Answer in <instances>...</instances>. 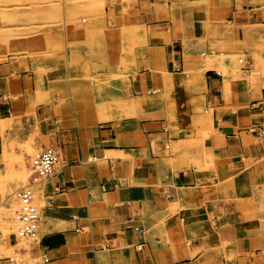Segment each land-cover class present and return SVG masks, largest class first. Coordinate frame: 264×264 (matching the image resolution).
<instances>
[{
  "label": "crops",
  "instance_id": "0c3cea01",
  "mask_svg": "<svg viewBox=\"0 0 264 264\" xmlns=\"http://www.w3.org/2000/svg\"><path fill=\"white\" fill-rule=\"evenodd\" d=\"M219 1L140 0L79 27L76 83L0 64V203L33 157L60 156L32 183L39 238L7 218L0 264H264V57L248 40L236 71L245 22L219 23Z\"/></svg>",
  "mask_w": 264,
  "mask_h": 264
},
{
  "label": "rangeland",
  "instance_id": "374dc122",
  "mask_svg": "<svg viewBox=\"0 0 264 264\" xmlns=\"http://www.w3.org/2000/svg\"><path fill=\"white\" fill-rule=\"evenodd\" d=\"M139 1L0 0V64L11 59L33 63L35 71L41 74L40 77L53 85H65L84 80L87 76H78L76 71L79 68L88 67L87 54L80 53L84 51L83 48L87 51V46L76 44V40L75 45H72L71 39L74 33L76 39L77 29L81 26L90 25L91 21L117 19L116 10L120 13L119 8L123 6L128 8L130 5L138 4ZM219 2L220 7L212 6L210 10V13H213V18H215L217 11L223 12V17L219 23L231 25V22L236 18L238 21L245 22L242 23L244 25H240L239 33L234 32L240 48L239 53L235 56V69L240 75L245 74L247 71L245 62L248 40L254 43L253 47H256V53L262 54L261 56L264 57V0H220ZM248 9L251 10L249 23L246 19L249 14ZM248 25L251 28L249 30L247 29ZM98 30L100 32L97 33L98 36L102 37L104 29L99 27ZM230 32L226 35L229 42L231 40ZM109 39L114 41L106 33L107 44ZM93 43L94 41L90 45L93 46ZM203 52L206 53L204 50ZM217 52L211 51L213 54ZM242 58L244 59L243 62L240 60ZM91 61L89 68H92L95 62L94 59ZM262 63L260 70L264 72V60L261 61ZM72 67L75 68V74L71 71ZM93 78L97 77L94 76ZM127 78L129 79V76ZM27 176H29L28 169ZM15 192L13 191L8 198L4 199V202L0 203V224H5L9 217L15 219V211L17 210ZM15 222L13 220L14 231L17 230ZM2 239L3 236H0V245H4ZM21 239L23 243L28 240Z\"/></svg>",
  "mask_w": 264,
  "mask_h": 264
},
{
  "label": "built area",
  "instance_id": "2783aa9c",
  "mask_svg": "<svg viewBox=\"0 0 264 264\" xmlns=\"http://www.w3.org/2000/svg\"><path fill=\"white\" fill-rule=\"evenodd\" d=\"M255 105V104H254ZM264 111V102L256 104ZM60 163V156L54 147H49L32 158L29 165L30 182L15 192L17 210L15 211L16 236L28 240L39 238L41 212L35 202L32 183L52 176Z\"/></svg>",
  "mask_w": 264,
  "mask_h": 264
},
{
  "label": "bare ground",
  "instance_id": "6f19581e",
  "mask_svg": "<svg viewBox=\"0 0 264 264\" xmlns=\"http://www.w3.org/2000/svg\"><path fill=\"white\" fill-rule=\"evenodd\" d=\"M0 31H1V30H0ZM2 32H3V30H2ZM3 33H4V32H3ZM257 59H258V58H257ZM257 59H256V60H257ZM240 60H241L242 62L244 61V59H243V58H242V59H240ZM258 60H259V59H258ZM258 60H257V61H258ZM254 62H255V61H254ZM255 63H256V62H255ZM257 65H258V64H257ZM255 67H256V66H255ZM258 70H259V69H258Z\"/></svg>",
  "mask_w": 264,
  "mask_h": 264
}]
</instances>
